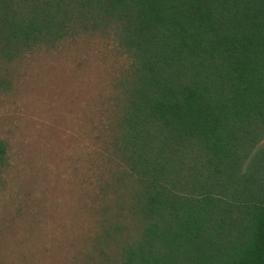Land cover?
<instances>
[{
    "label": "trees",
    "instance_id": "obj_1",
    "mask_svg": "<svg viewBox=\"0 0 264 264\" xmlns=\"http://www.w3.org/2000/svg\"><path fill=\"white\" fill-rule=\"evenodd\" d=\"M88 37L124 64L81 264H264V0H0V69Z\"/></svg>",
    "mask_w": 264,
    "mask_h": 264
},
{
    "label": "rangeland",
    "instance_id": "obj_2",
    "mask_svg": "<svg viewBox=\"0 0 264 264\" xmlns=\"http://www.w3.org/2000/svg\"><path fill=\"white\" fill-rule=\"evenodd\" d=\"M123 64L88 37L0 69V264H81L103 97Z\"/></svg>",
    "mask_w": 264,
    "mask_h": 264
}]
</instances>
